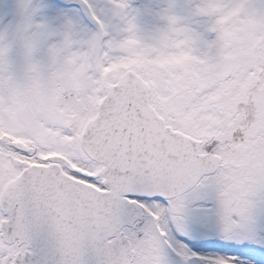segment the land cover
<instances>
[{
	"label": "snow or ice",
	"instance_id": "snow-or-ice-1",
	"mask_svg": "<svg viewBox=\"0 0 264 264\" xmlns=\"http://www.w3.org/2000/svg\"><path fill=\"white\" fill-rule=\"evenodd\" d=\"M67 2L0 30V264H264V0Z\"/></svg>",
	"mask_w": 264,
	"mask_h": 264
},
{
	"label": "rangeland",
	"instance_id": "rangeland-1",
	"mask_svg": "<svg viewBox=\"0 0 264 264\" xmlns=\"http://www.w3.org/2000/svg\"><path fill=\"white\" fill-rule=\"evenodd\" d=\"M18 0H0V30H3L8 24L16 21ZM46 3H54L57 0H45ZM95 5L98 13L103 9L106 13L110 9L108 0H91ZM131 8L147 10L140 20V26L147 34L156 27H162L164 22L156 15L163 8L168 7L170 3L175 4L174 11L185 18V22L193 27H198L204 22V18L197 17L194 12L195 0L190 3L189 0H129ZM63 13L69 18L79 22L84 28L89 31H96L97 25L91 19L87 8L81 3V0H68L63 8ZM102 15L104 13H101ZM225 22L232 19L231 16L224 18ZM194 57L189 52L171 53L158 61L160 66L169 64L184 65L190 63ZM137 61H133L136 63Z\"/></svg>",
	"mask_w": 264,
	"mask_h": 264
}]
</instances>
